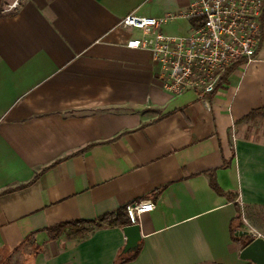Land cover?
Here are the masks:
<instances>
[{
	"label": "crops",
	"instance_id": "obj_1",
	"mask_svg": "<svg viewBox=\"0 0 264 264\" xmlns=\"http://www.w3.org/2000/svg\"><path fill=\"white\" fill-rule=\"evenodd\" d=\"M5 4L0 264H120L124 226L73 240L45 229L144 200L156 208L140 216L139 253L123 264H255L232 228L240 209L253 238L264 237V13L252 62L213 93L172 95L150 52L126 45L141 31L121 21L179 12L180 0ZM191 25L179 18L162 29Z\"/></svg>",
	"mask_w": 264,
	"mask_h": 264
},
{
	"label": "built area",
	"instance_id": "obj_2",
	"mask_svg": "<svg viewBox=\"0 0 264 264\" xmlns=\"http://www.w3.org/2000/svg\"><path fill=\"white\" fill-rule=\"evenodd\" d=\"M21 0H11L6 11L19 7ZM264 0H190L179 12L162 16L126 15L121 24L138 29L141 35L128 40L130 48L150 52L158 65L157 76L172 95L194 90L200 95L215 92L227 69L234 63L255 59L262 37ZM192 21L186 34L163 31L175 19ZM152 200L126 205L130 224H136L143 213L155 210Z\"/></svg>",
	"mask_w": 264,
	"mask_h": 264
},
{
	"label": "trees",
	"instance_id": "obj_3",
	"mask_svg": "<svg viewBox=\"0 0 264 264\" xmlns=\"http://www.w3.org/2000/svg\"><path fill=\"white\" fill-rule=\"evenodd\" d=\"M240 63H234L232 64L225 74L223 75L222 82L226 79V77L229 75V73ZM216 186V184H215ZM217 187V186H216ZM217 189L220 191V189L217 187ZM238 206V204H236ZM240 216V209H239V215ZM236 217V218H237ZM103 223H107L109 225L113 226H126L130 224V219L126 211V206L119 209L116 212L108 213L106 215L101 216L98 219L95 220H72V221H64L57 223L55 225L47 227L45 230L49 236L50 239H59L61 237H65L66 239L73 240V239H81L86 237L89 233L93 231V229L97 226H100ZM235 232H237V229L234 227L232 228L233 236L236 240H240V236H236ZM248 237V236H247ZM252 239L248 240L243 245H247ZM140 250V243L137 248L134 250H131L121 257L120 264H123L126 261L134 259Z\"/></svg>",
	"mask_w": 264,
	"mask_h": 264
},
{
	"label": "water",
	"instance_id": "obj_4",
	"mask_svg": "<svg viewBox=\"0 0 264 264\" xmlns=\"http://www.w3.org/2000/svg\"><path fill=\"white\" fill-rule=\"evenodd\" d=\"M124 234L126 236V244L123 252L127 253L138 247L142 233L138 223L129 224L123 227ZM249 231H237L235 235H248ZM244 260H251L255 264H264V237L257 236L253 238L243 249L240 254Z\"/></svg>",
	"mask_w": 264,
	"mask_h": 264
},
{
	"label": "rangeland",
	"instance_id": "obj_5",
	"mask_svg": "<svg viewBox=\"0 0 264 264\" xmlns=\"http://www.w3.org/2000/svg\"><path fill=\"white\" fill-rule=\"evenodd\" d=\"M10 1L11 0H6L5 5H7ZM189 2H190V0H180L182 7H188ZM234 227H235V229H237V231H246V230L249 231L248 222L243 220L242 214L240 216H238L237 219L235 220ZM239 228L241 230H239ZM239 236L241 237L239 240L241 244H245L246 242H248V240L253 239V237H254L252 235V233H249L248 235H239ZM35 251H36V249H35Z\"/></svg>",
	"mask_w": 264,
	"mask_h": 264
}]
</instances>
